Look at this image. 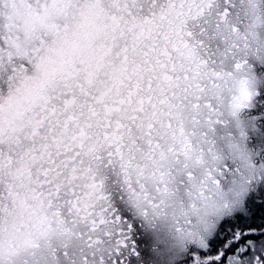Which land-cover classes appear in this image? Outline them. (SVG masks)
Instances as JSON below:
<instances>
[{
	"label": "snow or ice",
	"instance_id": "6c2138e0",
	"mask_svg": "<svg viewBox=\"0 0 264 264\" xmlns=\"http://www.w3.org/2000/svg\"><path fill=\"white\" fill-rule=\"evenodd\" d=\"M0 264H264V0H0Z\"/></svg>",
	"mask_w": 264,
	"mask_h": 264
}]
</instances>
